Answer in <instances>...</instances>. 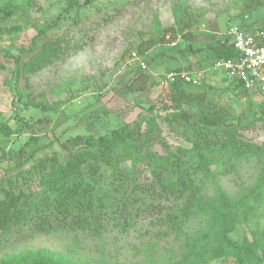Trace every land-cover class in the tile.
<instances>
[{
    "label": "rangeland",
    "instance_id": "rangeland-1",
    "mask_svg": "<svg viewBox=\"0 0 264 264\" xmlns=\"http://www.w3.org/2000/svg\"><path fill=\"white\" fill-rule=\"evenodd\" d=\"M174 3L180 4L183 12L178 23L171 10ZM154 17L160 29L166 30L169 43L140 57L137 47L154 35H150L155 32L151 29ZM246 25L264 28V0H0V179L15 174L11 171L14 163L6 156L29 138L26 152L38 159L59 151V143L76 135L98 137L116 127L119 120L132 122L143 108L151 106L158 109L154 114L159 117L165 141L185 146L169 132L162 120L166 113L160 110L162 103L168 102L165 75L185 66L182 56L193 64L192 70L201 71L200 86L212 87L214 91L205 90L220 105L235 115L251 105L256 108L261 96L227 89L220 74L197 61L201 53L182 54L189 44L206 49L225 36L230 26ZM40 31L44 34L37 47L42 40H66L61 43L66 47L62 58L25 79L26 91L37 101L44 94L47 110L43 112L24 107L20 97L10 91L15 57L21 49L30 48ZM140 75L146 76L144 82H136ZM19 85L24 87L23 81ZM239 136L264 143L263 130ZM156 150L161 152L159 146ZM218 180L230 197L243 200L230 237L263 247L264 163L242 160L235 172L220 175ZM117 224L106 225L99 239L83 233L44 234L29 229L0 234V258L44 251L81 264H150L147 247L160 264L179 258L180 245L172 237L158 239L155 235L160 231L147 217L129 222L125 229ZM203 224L204 219L197 216L185 225L186 231L193 234ZM208 264L234 262L227 258Z\"/></svg>",
    "mask_w": 264,
    "mask_h": 264
},
{
    "label": "trees",
    "instance_id": "trees-1",
    "mask_svg": "<svg viewBox=\"0 0 264 264\" xmlns=\"http://www.w3.org/2000/svg\"><path fill=\"white\" fill-rule=\"evenodd\" d=\"M180 6L174 3L171 8L177 23L183 13ZM151 29L155 32L150 35H154L137 47L140 57L169 43L166 30L160 29L155 17ZM43 34L40 31L30 48L21 49L15 57L10 82L11 93L20 97L24 107L42 112L47 110L44 94L37 101L26 91L25 79L62 58L66 51L61 45L66 40H42L37 47ZM199 53L197 61L209 68L216 59L235 55L225 36L206 49L189 44L182 52L185 56ZM181 58L185 66L168 72L192 71L193 64ZM145 77L140 75L136 82H144ZM203 87L177 79L168 84V102L160 108L166 113L163 123L186 147L165 141L159 117L154 114L158 109L151 106L143 108L132 122L119 120L116 127L98 137L76 135L59 143V151L38 159L26 152L31 138L10 151L6 159L14 163L11 171L15 174L6 172L7 177L0 179V234L29 229L44 234L83 233L99 239L106 225L120 222L125 229L129 222L144 216L160 231L155 235L158 239L172 237L180 245L179 258L168 259V264H208L227 258L234 264H264V246L247 239L239 243L230 237L243 200L230 197L218 180L220 175L235 172L242 160L264 163V143L239 136L242 132L264 131V95L256 108L251 105L235 115L209 97L205 88L214 91L212 87ZM226 88L251 95L228 85ZM197 216L204 219L203 227L189 234L185 225ZM147 248L150 264H160ZM0 264L81 263L44 251H28L0 258Z\"/></svg>",
    "mask_w": 264,
    "mask_h": 264
},
{
    "label": "built area",
    "instance_id": "built-area-1",
    "mask_svg": "<svg viewBox=\"0 0 264 264\" xmlns=\"http://www.w3.org/2000/svg\"><path fill=\"white\" fill-rule=\"evenodd\" d=\"M225 37L229 39L235 55L216 59L210 70L220 74L228 86L249 94L264 95V29L230 26ZM201 76V71H172L165 75L164 81L172 84L179 79L200 86Z\"/></svg>",
    "mask_w": 264,
    "mask_h": 264
}]
</instances>
